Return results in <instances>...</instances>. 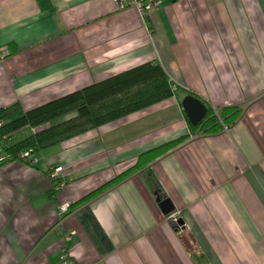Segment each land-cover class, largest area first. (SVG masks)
<instances>
[{"label": "crops", "instance_id": "0c3cea01", "mask_svg": "<svg viewBox=\"0 0 264 264\" xmlns=\"http://www.w3.org/2000/svg\"><path fill=\"white\" fill-rule=\"evenodd\" d=\"M146 17L147 29L115 0H0V108L17 105L6 119L144 62L160 64L178 86L39 148L34 162L1 161L0 264H62L63 247L73 264H264V0H159ZM190 93L241 114L219 132L193 133L181 107ZM188 135L68 210L59 226V205ZM58 165L62 188L48 176Z\"/></svg>", "mask_w": 264, "mask_h": 264}, {"label": "trees", "instance_id": "16d2710c", "mask_svg": "<svg viewBox=\"0 0 264 264\" xmlns=\"http://www.w3.org/2000/svg\"><path fill=\"white\" fill-rule=\"evenodd\" d=\"M12 50L15 49L12 47ZM177 89L178 86L168 77L160 64L144 62L29 108L12 119L6 118L16 112L17 105L2 107L0 108V147L5 153L4 159L17 158L25 161L26 159L18 156L19 152L29 149L33 154L43 146L159 102L172 96ZM190 94L197 96L194 93ZM204 104L207 107L204 118L195 125L187 121L189 129L196 134L207 135L219 132L223 127L232 125L241 114V108L235 105H225L214 109L205 102ZM71 113L73 115L69 118L61 119ZM45 122L49 123L47 128L35 133L30 132L29 126ZM22 130H27V135L12 142L13 136ZM189 136L180 137L139 154L130 167L70 204L68 210L78 207L133 172L144 168ZM144 180L152 192L160 194V185L153 174L146 171ZM55 185L54 182V188Z\"/></svg>", "mask_w": 264, "mask_h": 264}, {"label": "built area", "instance_id": "2783aa9c", "mask_svg": "<svg viewBox=\"0 0 264 264\" xmlns=\"http://www.w3.org/2000/svg\"><path fill=\"white\" fill-rule=\"evenodd\" d=\"M159 0H115L116 6L118 9H123L126 7H133L138 12L139 16L141 17L142 21H144L145 27L147 26L146 22V15L150 8L157 6ZM147 29V27H146ZM1 126V121H0ZM49 126L48 122L35 125V126H29V130L31 133H35L38 131H41ZM31 150H25L18 153V156L21 158L26 159L28 162H34V159L31 154ZM4 159L2 148L0 147V161ZM63 170V167L61 165L55 166L51 168L48 172V176L50 179H52L56 185L57 188H62L64 185V179L61 175V172ZM69 203H64L62 205H59L57 208V214H58V224L61 225V222L63 221V218L68 212ZM168 218L174 222L177 227L180 226L178 223L179 218L175 213H169ZM73 231H64V239L68 240L72 236ZM60 260L62 264H73L72 259L70 258L68 251L65 247L62 248L61 254H60Z\"/></svg>", "mask_w": 264, "mask_h": 264}, {"label": "water", "instance_id": "95a60500", "mask_svg": "<svg viewBox=\"0 0 264 264\" xmlns=\"http://www.w3.org/2000/svg\"><path fill=\"white\" fill-rule=\"evenodd\" d=\"M181 107L187 117V120L193 125L199 123L204 118L207 112V107L204 102L200 98L192 94H188L183 97V99L181 100ZM159 205L167 215L172 211V209L168 206L167 199L160 200ZM178 223L182 224L180 219Z\"/></svg>", "mask_w": 264, "mask_h": 264}, {"label": "rangeland", "instance_id": "374dc122", "mask_svg": "<svg viewBox=\"0 0 264 264\" xmlns=\"http://www.w3.org/2000/svg\"><path fill=\"white\" fill-rule=\"evenodd\" d=\"M67 116H71V114H68ZM65 117V116H64ZM63 117V118H64ZM61 118V119H63ZM60 120V119H59ZM27 134V130H22V131H19L17 132L15 135H14V139H19V138H22L23 136H25Z\"/></svg>", "mask_w": 264, "mask_h": 264}]
</instances>
